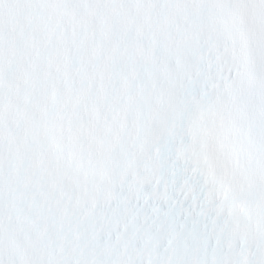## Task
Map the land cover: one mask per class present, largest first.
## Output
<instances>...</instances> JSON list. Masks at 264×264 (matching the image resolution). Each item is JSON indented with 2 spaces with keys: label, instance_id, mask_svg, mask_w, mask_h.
I'll return each mask as SVG.
<instances>
[{
  "label": "snow or ice",
  "instance_id": "6c2138e0",
  "mask_svg": "<svg viewBox=\"0 0 264 264\" xmlns=\"http://www.w3.org/2000/svg\"><path fill=\"white\" fill-rule=\"evenodd\" d=\"M0 264H264V0H0Z\"/></svg>",
  "mask_w": 264,
  "mask_h": 264
}]
</instances>
